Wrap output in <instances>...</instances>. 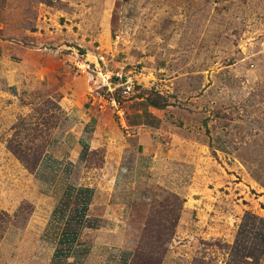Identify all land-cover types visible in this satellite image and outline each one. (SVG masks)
<instances>
[{"label": "rangeland", "instance_id": "rangeland-1", "mask_svg": "<svg viewBox=\"0 0 264 264\" xmlns=\"http://www.w3.org/2000/svg\"><path fill=\"white\" fill-rule=\"evenodd\" d=\"M0 37L53 54L20 92L0 82V264L43 262L66 227L38 209L39 164L72 138L76 98L118 127L140 180L113 220L138 232L129 264H245L239 226L264 218V0H0ZM86 151L74 172L88 176L113 153Z\"/></svg>", "mask_w": 264, "mask_h": 264}, {"label": "crops", "instance_id": "crops-1", "mask_svg": "<svg viewBox=\"0 0 264 264\" xmlns=\"http://www.w3.org/2000/svg\"><path fill=\"white\" fill-rule=\"evenodd\" d=\"M52 55L47 48L26 47L15 40L0 37V82L20 92L30 82L39 79L34 74L41 67L44 70L50 66ZM43 83L47 86L45 82H40ZM91 104L94 106V103ZM67 107L73 128L72 138L64 145L59 143L52 147L39 164L40 168L46 166L49 171L45 173L46 182L42 187L45 200L38 208H51L54 221L66 222V227L58 238L47 241L53 248L38 264H129L138 244V232L118 229L113 223L117 215L126 210L129 198H143L141 192H130L140 182L137 173L131 174V167L121 168L124 155L118 150H128L129 147L110 142L118 127L115 124L114 128L111 125L103 127L102 123L107 120L98 118L99 112L94 107L86 106L79 98ZM130 137L134 138L130 142L132 149L144 154L149 134L137 132ZM86 148L113 150L114 156L113 153L108 154L104 166L96 175L88 176L85 171L78 174L74 169L84 160ZM60 149L66 151L64 157L58 155ZM115 153L119 159H116ZM51 169L56 173H50ZM65 169H68L67 173ZM71 170L74 173L71 174ZM131 213L129 210L126 214L131 216ZM137 228L133 222L126 229Z\"/></svg>", "mask_w": 264, "mask_h": 264}, {"label": "trees", "instance_id": "trees-1", "mask_svg": "<svg viewBox=\"0 0 264 264\" xmlns=\"http://www.w3.org/2000/svg\"><path fill=\"white\" fill-rule=\"evenodd\" d=\"M252 219H259L262 223L261 227L256 228L257 230L253 233H251L252 229L248 225ZM249 235H254L255 237L253 245L250 243ZM159 239L164 241L162 236ZM232 248L237 251L238 259H241L243 263L255 264V261L259 262L260 256L264 254V218L252 213H246L239 226L238 235Z\"/></svg>", "mask_w": 264, "mask_h": 264}]
</instances>
